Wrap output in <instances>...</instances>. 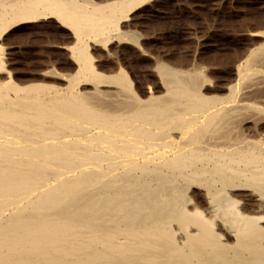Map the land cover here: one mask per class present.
I'll return each instance as SVG.
<instances>
[{
  "label": "bare ground",
  "instance_id": "1",
  "mask_svg": "<svg viewBox=\"0 0 264 264\" xmlns=\"http://www.w3.org/2000/svg\"><path fill=\"white\" fill-rule=\"evenodd\" d=\"M148 1L0 0V264H264V26L226 78L157 60L140 95L90 47ZM47 17L76 68L17 83L4 34Z\"/></svg>",
  "mask_w": 264,
  "mask_h": 264
},
{
  "label": "rangeland",
  "instance_id": "2",
  "mask_svg": "<svg viewBox=\"0 0 264 264\" xmlns=\"http://www.w3.org/2000/svg\"><path fill=\"white\" fill-rule=\"evenodd\" d=\"M122 24L134 38L92 43L93 63L104 72L124 67L143 95L145 86L159 85L157 60L199 64L213 80L226 78L237 55L260 39L264 0H150ZM4 36L6 68L17 83L65 85L63 73L76 68L68 48L74 35L56 17L19 24Z\"/></svg>",
  "mask_w": 264,
  "mask_h": 264
}]
</instances>
